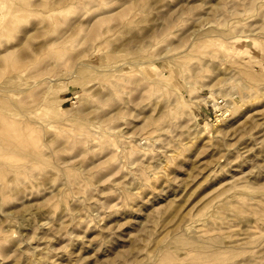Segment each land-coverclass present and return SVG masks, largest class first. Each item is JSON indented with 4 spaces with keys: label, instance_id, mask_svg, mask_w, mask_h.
<instances>
[{
    "label": "rangeland",
    "instance_id": "374dc122",
    "mask_svg": "<svg viewBox=\"0 0 264 264\" xmlns=\"http://www.w3.org/2000/svg\"><path fill=\"white\" fill-rule=\"evenodd\" d=\"M0 264H264V0H0Z\"/></svg>",
    "mask_w": 264,
    "mask_h": 264
}]
</instances>
